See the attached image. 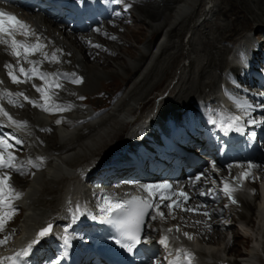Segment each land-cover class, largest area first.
Returning <instances> with one entry per match:
<instances>
[{"label": "bare ground", "instance_id": "1", "mask_svg": "<svg viewBox=\"0 0 264 264\" xmlns=\"http://www.w3.org/2000/svg\"><path fill=\"white\" fill-rule=\"evenodd\" d=\"M83 1L88 3L89 12L79 11L71 17L62 15L57 21L39 13L28 12L27 9L14 8L30 29L28 36L17 32V40L25 42L26 38H30L35 43L38 41L42 48L34 55H27L25 59L24 56L17 58L8 45L0 44V81H2L0 107L9 113L13 120L24 125L20 127L22 136L15 131H7L14 140L9 142L11 148L21 144V152L12 153L17 166L11 168V173L8 175L9 184L20 194L18 199L13 198L10 203L15 209V214L23 211V215L17 225H12L11 220L17 217L14 214L5 230L0 232V239L5 236L10 237L6 245H0V258L15 257L17 253H23L28 245L37 239L39 231L52 223L54 225L52 235L44 239L41 244L34 246L29 257L30 260L38 262L49 258L51 253L47 248L52 242L48 243V238L55 236L62 225L59 220L62 214L67 212L63 209L65 198H72L75 194L89 196L90 189L87 186L80 187L78 184L82 172L102 166L107 162L106 160L111 162L109 159L114 153L119 156L125 143L135 138L139 128V126L137 128L138 122L150 124L152 121L153 125H157L170 116L186 124L188 117L194 115L200 118L195 128L200 134L198 128L204 123L197 104L205 105L207 110V99L217 95L228 74L236 75L234 60L230 58L238 51V39L235 38L242 34V28L239 30L232 26L230 31L225 30L227 43L219 48V52L224 55L210 53L208 57L204 56L205 54L202 55L198 46L196 47L192 42L196 29L203 32L202 30L210 23H214L215 19H220L227 13L236 15L235 6L237 9L241 8L233 0L230 1V6L219 4L218 0H166L165 2L158 0L155 8L154 0H145L146 3L149 2V7L146 9L145 20L142 19L140 22H144L142 23L144 33L150 34L151 39L141 47L136 48V45L133 50L126 45L136 42L133 34L140 26L136 25L133 29H129L121 39L115 35H122L123 28L127 25L126 20L118 16L115 22L107 20L93 30L92 26H87L88 17L95 14V20L91 21L97 24L103 22H99L98 19L106 14L100 11V7L96 4H89L92 0ZM114 2L116 0H108L110 7ZM125 3L132 6L133 18L136 21L139 1L126 0ZM260 3L264 11V0H260ZM8 6L13 8L11 3ZM242 10H238L237 14H241ZM261 21V25L250 28L248 32L260 28L261 34L264 17L260 19ZM213 30L215 32V29ZM155 35H159V39L155 40L156 44L153 39ZM186 37L188 39L185 42ZM176 38L182 41L178 43L174 40ZM135 55L137 56L134 57ZM166 55H170V61L166 60ZM45 56L48 58L45 59ZM53 56L55 61L52 60ZM145 57L147 61L143 63ZM6 65H11L12 68L9 69ZM195 66L196 70H193ZM21 67L26 71L35 67L39 73L48 74V79L33 76L26 83L14 84L8 72L14 71L15 74L20 75L21 80H24L25 77L19 72ZM228 69L230 71L226 73ZM122 74H125L127 85L125 84L121 96L114 100L109 109L100 114L96 107L83 103L84 99L81 98L100 86L104 79L115 78ZM155 77L157 81L154 82ZM75 78H80L83 82L73 83ZM167 78H170V81L164 92L160 91L161 94L156 93L154 98H151L160 82ZM33 85L45 89L51 100L42 99L41 92H38ZM183 90L184 95L188 92L187 97L183 96ZM21 92L29 100L41 106L35 107L25 100L24 96H18L17 93ZM153 100V108L142 117L140 114ZM179 101L182 102L178 105ZM54 105L68 110L57 111ZM44 107H49L51 110L45 111ZM190 107H193L192 110H188ZM182 109L184 110L181 111ZM2 117L4 116L0 115V119ZM6 120L10 126L14 125L7 118ZM5 126L0 123V135L6 133ZM17 140L21 142L16 143ZM202 143L196 136L195 144L202 146ZM194 149L193 152L197 153L198 150ZM249 165L254 167L249 169ZM246 171H251L254 178L238 179ZM159 173L155 177H160ZM214 175L213 183L211 181L207 185L211 187L213 184L218 188L222 196L220 202L201 199L187 192V200L182 197L176 201L179 207L173 205L169 209L167 204L157 210L164 214L163 218L157 215V211L151 215V217L155 215L156 219L151 224L148 235L166 233L176 243H188L197 250L199 260L203 264H206L203 261L207 259L221 260L220 264H264V157L254 162L221 165L219 174ZM114 177L117 181L137 179L129 173L122 174V172ZM159 180L162 179L149 180V182ZM225 184L234 189L232 197L237 201L235 204L224 193ZM204 185L205 183L200 184L201 187ZM205 212L209 215L205 216L203 214ZM166 216H171V220L166 221ZM251 225L254 226L250 234L248 229L244 234L242 233L243 235L236 232V227L249 228ZM177 228L179 231L176 230ZM185 232L193 239L189 240L185 237ZM218 234L220 236L218 241H204V236L212 238L213 235ZM59 236L62 237L60 234ZM240 237L252 238L254 245L238 260L233 261L229 256L235 250L232 246L236 239ZM154 248L158 249V246L154 245ZM27 256L21 255L17 260ZM8 262L4 261V264Z\"/></svg>", "mask_w": 264, "mask_h": 264}, {"label": "snow or ice", "instance_id": "2", "mask_svg": "<svg viewBox=\"0 0 264 264\" xmlns=\"http://www.w3.org/2000/svg\"><path fill=\"white\" fill-rule=\"evenodd\" d=\"M8 21H12V23H8ZM19 32L21 35L28 36L30 34L29 26L24 23L23 21H20L16 19L14 16H12L9 13L0 12V44L8 45L11 49V52L14 56L17 58L24 56V58H27V55H34L36 52H39L42 48V45L37 41L36 43H26L24 41H20L16 39V33ZM34 35V33H31ZM48 57L45 56V59ZM52 60L55 61V56L52 57ZM7 68L11 69V65H6ZM19 72L25 77L24 80H21L13 71H9L8 75L12 80V83L19 84V83H26L27 80L31 79L33 76H38L40 79L47 80L48 74L39 73L38 70L34 67L31 70L26 71L23 67L19 69ZM73 83H82V79L75 78ZM2 83V81H0ZM36 87L35 85H33ZM56 87H59V85H55ZM36 90L38 92H41V98L50 101L51 97L48 96L45 92V89L41 87H36ZM5 95H11V93H5ZM18 96H24V94L17 93ZM24 99L27 100L29 103L33 104L35 107H40L41 105L36 104L34 101L29 100L27 96H24ZM82 99V98H81ZM11 102V101H10ZM22 106V105H21ZM55 110L57 111H65L68 110L65 107H60L59 105H54ZM45 111H50L51 109L49 107H44ZM0 115L6 117L12 124L17 125L19 127H23L24 125L21 122L13 120L12 116L9 115L8 112L4 111L2 107H0ZM239 116H228L226 117L227 126H224V122H222V127H224L225 131H231L232 128L239 124L240 122ZM251 123L255 124L256 121H250ZM57 123H60V121H57ZM213 123H216V121H213ZM236 130H241L239 127H236ZM21 141L17 140L16 143H20ZM10 147L8 145L7 141L0 140V148L5 149V151L0 152V168H15L16 165L14 163L15 156L7 152V148ZM249 169L254 167L253 165L248 166ZM19 171L20 169H16ZM254 178L252 177L251 171H246L245 173L241 174V177L238 179H249ZM196 180H199L200 177L197 176L195 178ZM10 180V176L7 173H4L3 175H0V232H3L5 228L8 225V222L12 219V217L15 214V209L13 205L10 203V200L13 198L18 199L20 197V194L15 192V190L11 187V185L8 183ZM171 186L168 184L163 185H145L143 186L144 190L148 192L149 196H153L155 191H159L160 189H169ZM224 193L229 197L231 202L235 204L237 201L232 197V192L234 189L230 188L228 184L224 185L223 188ZM204 193H201L203 195ZM180 196H183L185 200H187V195L183 192L179 194ZM162 199H169L167 196H163L161 194ZM129 204H134L135 210L131 213H129L124 219L118 221L119 226L124 230V235L127 241H130V243H121V247H124L127 249L128 252H131L133 248L141 243L140 240V232H141V225H142V218L147 214V210L149 208L155 207L157 210L159 209V205H153L151 200L149 199H143L140 197H133L131 201L128 202ZM175 205L176 207H179V203L176 201H173L172 204L167 205L169 209H171ZM116 210H122L123 205L116 204L112 206ZM111 210V209H110ZM186 211H190V209H185ZM205 216H208L209 214L207 212L203 213ZM157 215H159L161 218H163V213L157 211ZM152 219H156V216H152ZM109 223H113V221L109 220ZM52 226L49 225L48 227L42 229L38 233V237L36 240H34L32 243L28 245V247L23 251V253H17L15 257L9 256V257H3L0 258V264H4V261H9L10 264H18L17 257L23 255L27 256L29 252H31L33 246L35 244H38L41 239L44 237L50 235ZM179 231V228L176 229ZM168 231H172V229H168ZM184 236L187 237L189 240L193 239L191 235L188 233H184ZM10 239L9 236H5L3 239H0V245H6L8 243V240ZM162 244H165L167 246V237L163 238L160 241ZM118 243H120L118 241ZM188 258V264H192V254L187 253Z\"/></svg>", "mask_w": 264, "mask_h": 264}, {"label": "rangeland", "instance_id": "3", "mask_svg": "<svg viewBox=\"0 0 264 264\" xmlns=\"http://www.w3.org/2000/svg\"><path fill=\"white\" fill-rule=\"evenodd\" d=\"M157 1L158 0H154V8H155V4H157ZM163 1L165 2L166 0H163ZM218 1H220L219 4L224 5V6H230V4H231V2H230L231 0H218ZM142 2H140L139 7L137 8V10H138L137 14H138L139 20L137 18V20L135 21V19L133 18V16H134L133 9H125V8H123V9L120 10V13H122L123 15H125V18L124 19L126 20V25H127L126 27L127 28L126 27L123 28L122 35L116 34L115 36L121 37V39H122L123 38V34H127L128 31H129V29H133L136 25L137 26H140V28L137 29L138 31H135L134 34H133V37L136 40V42H132V44H128V45H126V43H125L126 47L127 48H130L132 50L135 48L136 45H137L136 48L137 47H141L149 39H151L150 34L147 33V35H146V32L144 33V28L142 27V25H143L142 23H144V22H140V20H142V19L145 20V15H147L146 9H148V7H149V2H147V3L145 1H142ZM233 2L234 3L237 2L239 4L238 7L241 8V9H243L241 14H237V11L238 10H241V9H237L236 6H235V9L234 10L236 12V15L235 14L227 13L224 17H220V19H218V18L215 19L214 20L215 21L214 23H210L211 27H210V25H208V27H205L206 30L205 29L202 30L204 33L203 32H200V31H196L197 29L195 30V32H194V34L192 36V39H193L192 42L194 44H196V47L198 46V49L201 51L202 55L205 54L204 56H207L208 57V54L211 55L213 53H217V54L221 53V52H219V48L222 47V45H226V43H227V42H225V33H226L227 30L230 31L232 26L233 27H236L239 30H240V28H242V34L239 37L235 38V39H238L237 45L240 44L241 42L246 43L247 42L246 39H248V38H250L251 40H255V39L257 40L258 37L260 38V36H259L260 35V28H258L259 30H254L253 32H248L250 30V28H252L254 26H259L262 23V21L260 22V19H263V17H264L263 16L264 15L263 12L264 11H263V8L261 7L260 0H233ZM154 13H155V10H154ZM139 16H141V17H139ZM249 22H251V24H249ZM215 23H217L218 25L216 26ZM208 29H210V30H208ZM213 29H215V32H214ZM219 31H221L222 34ZM207 32H209V33H207ZM213 36H214V38H212ZM153 39H154V44H156L157 39H159V35H157V36L155 35L153 37ZM187 39H188L187 37L184 39L185 42H186ZM174 40L177 41L178 43H180L182 41L179 38H176ZM232 41L233 42H236L235 40H232ZM128 42H130V39H128ZM215 42L217 43L216 45H215ZM199 46H201V47H199ZM221 54L224 55V53H221ZM136 56L137 55H135L134 57H136ZM122 57H124V56H121V58ZM165 57H166V60H169L170 59V55L169 56L166 55ZM144 59L145 60H143V63H145L147 61V57H145ZM193 70H196V66L194 67ZM160 74H161V72L159 73V75ZM122 75L121 76H118V77H115V78L104 79L103 82H102L103 85L101 84L100 86H98L92 92H90L88 94H85V97L82 98L84 100H82V99L81 100L83 101L84 104L90 105V107H91V105L94 106V107H96L99 113L100 112L103 113L104 111H106L107 109H109V107L112 105V103L114 102V100H116L117 98H119L121 96V93L124 91V89H125V87L127 85L126 84V80L127 79L125 78V74H122ZM129 79H131V77ZM155 81H157V78L156 77L154 78V82ZM169 81H170V78H167L165 81H161L160 84H159V87L154 91V94L151 95L150 97L151 98H154V96L156 95V93L157 94H161L160 91H162V93H163L164 90L166 89ZM186 89H187V87H186ZM187 93L188 92H186V95H184V90H183V96L187 97L188 96ZM165 97H166V95H165ZM87 100H88L89 103H87ZM181 102L182 101H179V102H177V104L179 105V103H181ZM156 104H158L157 101H156ZM153 106H154V100L152 101V103L150 104V106H148V108L145 111H142L143 113H141L140 115L142 116V115L147 114V112L150 111L153 108ZM184 106L185 107H189V105H184ZM183 110L184 109H182L181 111H183ZM125 132H127V131H125ZM124 135L126 136V134H124ZM125 136H124V138H125ZM118 146H119V142H118L117 147ZM116 150L117 149H115V151ZM191 151L193 152V149H191ZM23 176L25 177V174ZM258 188H259V186H258ZM249 214H250V212H249ZM253 214L254 213L252 212V215ZM22 215H23V211L22 212L21 211H18L17 214L15 215L17 217L13 218L10 223H12V225H17L19 223V220L21 219ZM168 217L169 216H166V221L167 220H171V216L169 218ZM192 222H193V220H192ZM252 224H254V223H252ZM183 225H186V224H183ZM253 226L251 225V227H249L250 229L249 228H243L241 226L240 227H236V232L238 231L240 234H242V233L244 234L245 231H246V229H248V233L250 234ZM240 230L242 232H240ZM218 233H220V231H218ZM219 237H220L219 234L218 235H213L212 238H210V236H204V241L205 242L212 241V240L218 241L219 240ZM253 245H254V241H253L252 238H248V239H246L245 237L244 238L243 237L242 238L241 237L240 238H237L236 241H235L234 246H232L233 249H235V250L230 253V256L229 257L232 258L233 261L238 260ZM220 261L221 260H214V261L213 260L212 261L205 260L206 264H220Z\"/></svg>", "mask_w": 264, "mask_h": 264}]
</instances>
